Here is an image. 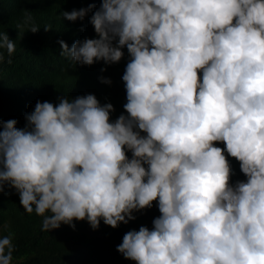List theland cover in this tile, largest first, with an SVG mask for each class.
I'll return each instance as SVG.
<instances>
[{
	"label": "clouds",
	"instance_id": "clouds-1",
	"mask_svg": "<svg viewBox=\"0 0 264 264\" xmlns=\"http://www.w3.org/2000/svg\"><path fill=\"white\" fill-rule=\"evenodd\" d=\"M89 22L98 38L60 41L61 55L111 65L126 47L127 115L112 122L113 105L88 94L38 101L22 129L0 120V195L14 189L42 231L116 229L156 202L152 229L117 247L125 259L264 264V0H101ZM5 48L16 45L0 32V65ZM228 157L246 181L231 183ZM14 251L0 236V264Z\"/></svg>",
	"mask_w": 264,
	"mask_h": 264
},
{
	"label": "trees",
	"instance_id": "trees-1",
	"mask_svg": "<svg viewBox=\"0 0 264 264\" xmlns=\"http://www.w3.org/2000/svg\"><path fill=\"white\" fill-rule=\"evenodd\" d=\"M90 6L83 21H68L62 15ZM100 7L101 0H0V32L16 45L10 58L7 49L2 50L0 120L15 119L17 128L22 129L26 114L34 111L38 101L55 105L61 97L75 99L88 94L94 95L101 105H113L112 122L121 114L127 115L123 107L127 99L122 80L130 61L126 47L121 61L111 65L96 61L91 66H81L61 55L60 41L71 49L77 40L98 38L89 21ZM49 25L51 30L45 31ZM33 26L39 31L32 33ZM215 146L224 148L223 144ZM127 155L131 159V153ZM228 161L232 168L231 183L246 181L239 162L231 157ZM133 215L134 221L120 224L116 229L101 220L99 228L93 230L85 220L73 221L75 230L62 224L59 229L42 231L43 217L27 214L20 204L19 194L5 184L4 193L0 195V236L12 237L15 248L12 264H135L116 249L127 232L138 231L141 226L151 230L152 221L160 213L157 203L153 202L150 209Z\"/></svg>",
	"mask_w": 264,
	"mask_h": 264
}]
</instances>
